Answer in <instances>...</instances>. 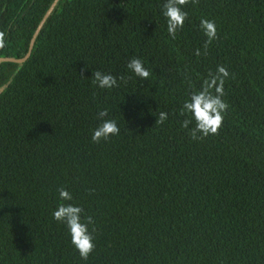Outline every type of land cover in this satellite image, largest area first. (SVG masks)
<instances>
[{
  "label": "trees",
  "instance_id": "16d2710c",
  "mask_svg": "<svg viewBox=\"0 0 264 264\" xmlns=\"http://www.w3.org/2000/svg\"><path fill=\"white\" fill-rule=\"evenodd\" d=\"M52 1L0 0V57L24 56ZM165 2L56 0L27 58L0 61V264H264V0L189 3L175 40ZM218 65L227 114L191 140L179 110ZM97 70L131 79L101 89ZM102 109L120 134L95 143ZM61 202L93 217L87 261L52 216Z\"/></svg>",
  "mask_w": 264,
  "mask_h": 264
},
{
  "label": "clouds",
  "instance_id": "9594fccd",
  "mask_svg": "<svg viewBox=\"0 0 264 264\" xmlns=\"http://www.w3.org/2000/svg\"><path fill=\"white\" fill-rule=\"evenodd\" d=\"M189 3L197 5L199 0H166L162 6V13L167 21V32L173 40L176 39L178 30L184 27L188 13L182 9L183 6ZM199 27L207 37L203 45V55H207L209 45L218 39L216 24L215 21L202 18ZM5 43L6 33L0 31V49L5 47ZM201 54V49L197 48L195 55L200 56ZM126 67L141 80H148L152 76V71L145 68L144 62L139 58L133 57ZM16 71H19V69ZM229 76L230 73L226 67L218 65L214 73L209 71L201 87L198 90L193 88L189 98L184 101L179 110V115L185 117V119L180 121V124L182 129L188 131L191 140H200L209 135L219 134L224 116L227 114L226 110L229 108V104L223 99L225 80ZM91 78L93 85H97L101 89L117 88L120 87L121 83L126 85L128 80L131 79V77H125L124 75L116 77L111 73H103L99 70L93 71ZM185 78L188 79L187 76ZM97 115L102 123L93 130L91 137L93 142L108 141L110 137L120 134V128L116 120L103 119L108 115L107 109L100 110ZM167 119V112H159L156 124H163ZM193 122L194 127L189 128V125ZM57 191L61 201L73 200L72 194L64 187H60ZM82 214V207L61 202L58 204L57 209L53 211L52 216L57 222L66 225L72 245L78 251L81 259L87 261L90 254L95 250L94 233L97 229L93 217L84 216L82 220Z\"/></svg>",
  "mask_w": 264,
  "mask_h": 264
},
{
  "label": "water",
  "instance_id": "95a60500",
  "mask_svg": "<svg viewBox=\"0 0 264 264\" xmlns=\"http://www.w3.org/2000/svg\"><path fill=\"white\" fill-rule=\"evenodd\" d=\"M56 0H53L52 3L49 5V7L47 8V10L45 11V13L43 14V16L41 17L40 21L38 22L35 30L33 31L32 35H31V38L29 40V43H28V47H27V51L26 53L24 54L23 57L21 58H11V57H0V61H5V60H8V61H11V62H16V63H21L23 62L27 56L29 55L30 53V50H31V47H32V44H33V41H34V38L43 22V20L46 18V16L48 15V13L50 12V10L52 9L54 3H55Z\"/></svg>",
  "mask_w": 264,
  "mask_h": 264
}]
</instances>
